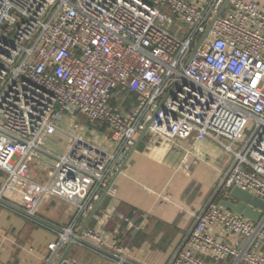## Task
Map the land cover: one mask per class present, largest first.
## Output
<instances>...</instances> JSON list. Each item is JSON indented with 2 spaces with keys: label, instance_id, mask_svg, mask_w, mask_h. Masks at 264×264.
<instances>
[{
  "label": "built area",
  "instance_id": "1",
  "mask_svg": "<svg viewBox=\"0 0 264 264\" xmlns=\"http://www.w3.org/2000/svg\"><path fill=\"white\" fill-rule=\"evenodd\" d=\"M225 2L0 0V207L57 234L45 264L71 244L129 264L101 227L79 231L105 193L117 196L111 178L147 129L150 147L210 139L233 158L169 264H264V214L253 222L217 201L234 188L264 201V7L230 0L216 19ZM76 115L106 144L66 131ZM56 133L70 143L50 164ZM17 182L33 191L26 210L8 201ZM51 198L72 208L69 226L38 219Z\"/></svg>",
  "mask_w": 264,
  "mask_h": 264
},
{
  "label": "crops",
  "instance_id": "2",
  "mask_svg": "<svg viewBox=\"0 0 264 264\" xmlns=\"http://www.w3.org/2000/svg\"><path fill=\"white\" fill-rule=\"evenodd\" d=\"M257 1L264 7V0ZM91 132L88 139L106 144L105 138ZM64 135L56 133L48 139L46 150L53 158L45 156V162L51 164L55 157L66 152L70 138L59 151L55 149L60 144L58 139ZM127 159L122 172L117 176L124 163L110 181L117 196L106 195L101 199L86 229L101 227L110 244L120 241L127 249L129 264H169L196 217L214 199L233 158L210 139L199 142L176 139L150 147L145 136ZM43 170L42 165L33 167L32 178L36 182L42 180ZM32 194L31 188L17 182L10 189L8 201L26 210L32 204ZM89 216L82 220L80 230ZM121 216L131 219L136 228L131 230ZM38 217L49 224L67 227L72 208L62 199L51 198L43 203ZM56 239L57 234L14 208L0 207V264H45L48 245ZM69 256L84 264H114L100 254L79 247H74Z\"/></svg>",
  "mask_w": 264,
  "mask_h": 264
},
{
  "label": "water",
  "instance_id": "3",
  "mask_svg": "<svg viewBox=\"0 0 264 264\" xmlns=\"http://www.w3.org/2000/svg\"><path fill=\"white\" fill-rule=\"evenodd\" d=\"M230 0H226L223 8L221 9V11L218 13L217 18H219L222 13L224 12V10L226 9V7L228 6ZM148 130V129H147ZM147 130H145L137 144L135 149L137 148L138 144L144 139V137L147 134ZM128 162V159L124 162V164L120 167V169L117 172V176L122 172V170L124 169L126 163ZM106 193L104 194L102 200L106 197ZM230 197L231 200H221L219 202L220 206H222L223 208L232 211L233 213L240 215L244 218H247L253 222H258V220L262 217V215L264 214V201H262L261 199L253 196L252 194H250L249 192L243 191L239 188H234L231 192H230ZM102 200L96 205L95 209L91 212L88 220L86 221V223L84 224V226L81 228V230L79 231V235H81L85 229L87 228L88 223L90 222V220L94 217V215L96 214L97 210L99 209ZM74 248V245L71 244L67 250L65 251V253L63 254L61 260L58 262V264H62V262L70 255V253L72 252Z\"/></svg>",
  "mask_w": 264,
  "mask_h": 264
},
{
  "label": "rangeland",
  "instance_id": "4",
  "mask_svg": "<svg viewBox=\"0 0 264 264\" xmlns=\"http://www.w3.org/2000/svg\"><path fill=\"white\" fill-rule=\"evenodd\" d=\"M74 121L72 120H67L64 122V128L66 131L73 133V134H80V135H86L85 137H89L90 133H92L88 122L86 121V119L83 116L80 115H76L74 117ZM67 123V124H66ZM61 139H58V142H60L58 149L55 148L56 150L59 151V149H61V146L64 145L67 142V139L69 138L67 135H64L63 137H60ZM63 140V142H61ZM62 143V144H61ZM86 254V253H84ZM84 262L85 259H84Z\"/></svg>",
  "mask_w": 264,
  "mask_h": 264
},
{
  "label": "trees",
  "instance_id": "5",
  "mask_svg": "<svg viewBox=\"0 0 264 264\" xmlns=\"http://www.w3.org/2000/svg\"><path fill=\"white\" fill-rule=\"evenodd\" d=\"M217 201H218V202H220V201H221V199L219 198Z\"/></svg>",
  "mask_w": 264,
  "mask_h": 264
}]
</instances>
